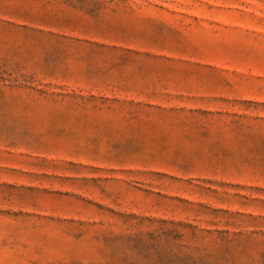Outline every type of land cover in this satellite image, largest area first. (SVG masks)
I'll use <instances>...</instances> for the list:
<instances>
[{
    "label": "rangeland",
    "instance_id": "rangeland-1",
    "mask_svg": "<svg viewBox=\"0 0 264 264\" xmlns=\"http://www.w3.org/2000/svg\"><path fill=\"white\" fill-rule=\"evenodd\" d=\"M0 264H264V0H0Z\"/></svg>",
    "mask_w": 264,
    "mask_h": 264
}]
</instances>
